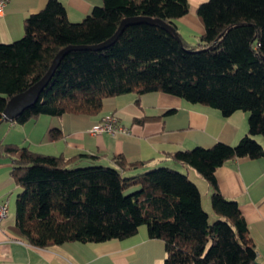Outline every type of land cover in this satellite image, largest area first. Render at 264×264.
Instances as JSON below:
<instances>
[{
    "label": "trees",
    "instance_id": "1",
    "mask_svg": "<svg viewBox=\"0 0 264 264\" xmlns=\"http://www.w3.org/2000/svg\"><path fill=\"white\" fill-rule=\"evenodd\" d=\"M188 0H102L80 21L68 18L60 0L24 20V34L0 40V122L8 100L42 78L56 54L68 50L39 98L12 120L25 123L41 114H98L106 97L135 92L136 101L165 91L223 115L249 112V129L237 143L218 141L170 154L197 170L212 186L211 211L186 172L151 160L99 155L72 156L0 142L21 187L16 224L40 247L79 240L105 241L134 235L146 224L149 236L165 241V264H258L257 248L236 199L219 188L216 169L229 159L264 157V0H207L198 6L205 31L189 45L176 19ZM152 20L127 24L110 45L125 17ZM160 18L167 25L154 20ZM137 121L142 119L136 118ZM53 138L60 128L50 130Z\"/></svg>",
    "mask_w": 264,
    "mask_h": 264
},
{
    "label": "crops",
    "instance_id": "2",
    "mask_svg": "<svg viewBox=\"0 0 264 264\" xmlns=\"http://www.w3.org/2000/svg\"><path fill=\"white\" fill-rule=\"evenodd\" d=\"M71 21H80L102 0H60ZM190 9L176 19L179 32L189 45L201 42L205 26L198 6L207 0H188ZM48 0H8L0 14V40L11 42L24 34V20L42 9ZM129 91L104 99L98 114L66 112L61 116L41 114L25 123L5 118L0 122V142L17 143L32 150L72 156L99 155L97 162L114 164L113 156L129 160H151L150 167L168 165L186 172L201 191L203 207L211 211V184L194 168L170 154L196 145L218 141L237 143L249 129V112L236 110L223 115L220 109L191 103L165 91L141 95ZM116 114L128 132L94 133L92 127L103 116ZM136 118L142 121L135 120ZM58 127L59 138L50 130ZM257 138L261 139L262 136ZM11 158L0 154V199L8 201L9 216L0 222V264H165V241L149 236L146 224L126 238L105 241H67L46 247L33 245L16 224V201L21 187L12 174ZM222 193L236 199L257 248L258 264H264V157L229 159L216 169ZM209 210H208V208Z\"/></svg>",
    "mask_w": 264,
    "mask_h": 264
},
{
    "label": "water",
    "instance_id": "3",
    "mask_svg": "<svg viewBox=\"0 0 264 264\" xmlns=\"http://www.w3.org/2000/svg\"><path fill=\"white\" fill-rule=\"evenodd\" d=\"M141 20H152L149 17H139V16H133V17H125L118 30L116 31V33L108 38L107 40L96 44V45H91V48H103L106 47L108 45H110L112 42L115 41V39L118 37V35L121 33V31L124 29V27L134 21H141ZM154 20H157L159 22H161L164 25H167V23L160 19V18H156ZM84 45H68L66 47H63L54 57L52 64L50 66V68L48 69V71L45 73V75L40 78L37 82H35L34 84H32L29 88H27L26 90L13 95L7 103V106L4 110V115L5 118H9V119H13L14 117H16L19 113H21L25 108L31 106L32 104H34L37 99L39 98L40 92L43 90V88L48 84V82L50 81V79L52 78V75L56 69V67L58 66L62 56L70 49L73 48H83Z\"/></svg>",
    "mask_w": 264,
    "mask_h": 264
},
{
    "label": "built area",
    "instance_id": "4",
    "mask_svg": "<svg viewBox=\"0 0 264 264\" xmlns=\"http://www.w3.org/2000/svg\"><path fill=\"white\" fill-rule=\"evenodd\" d=\"M7 1L8 0H0V14H3ZM92 131L94 133L110 132L115 134L119 131L128 132V127L120 123L116 114H109L103 116L102 119L92 127ZM9 213L10 208L8 201L0 199V222L6 219L9 216Z\"/></svg>",
    "mask_w": 264,
    "mask_h": 264
},
{
    "label": "rangeland",
    "instance_id": "5",
    "mask_svg": "<svg viewBox=\"0 0 264 264\" xmlns=\"http://www.w3.org/2000/svg\"><path fill=\"white\" fill-rule=\"evenodd\" d=\"M263 141H264V138H263V136H262V138H261ZM208 208V207H207ZM208 210H209V208H208Z\"/></svg>",
    "mask_w": 264,
    "mask_h": 264
}]
</instances>
